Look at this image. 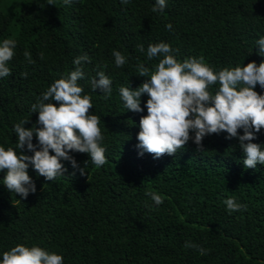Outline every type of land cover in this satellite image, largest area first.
I'll return each instance as SVG.
<instances>
[{
	"label": "trees",
	"instance_id": "obj_1",
	"mask_svg": "<svg viewBox=\"0 0 264 264\" xmlns=\"http://www.w3.org/2000/svg\"><path fill=\"white\" fill-rule=\"evenodd\" d=\"M155 3L0 0V42L16 41L11 75L0 78V146L19 151L13 126L29 120L25 128L39 127L32 104L75 69L76 57L88 55L91 62L81 63L78 84L91 97L89 113L100 117L107 159L98 168L88 154L70 152L78 166L62 160L66 171L53 181L30 165L36 191L26 199L8 190L6 170L0 171V259L24 244L62 255L63 264H264V165L246 168L238 139H227L226 132L206 136L201 150L189 140L173 155H140L137 134L148 96L142 95L144 111L137 113L127 111L119 94L122 85L136 89L144 82L137 63H158L147 59L149 44H170L180 62L203 56L214 69L259 65L264 0H166L163 12H153ZM113 50L128 58L124 66L115 65ZM98 71L112 80L107 100L92 89ZM254 90L264 94L259 85ZM255 136L252 142L264 149V128ZM24 153L33 154L26 148ZM151 191L163 197L161 205L146 195ZM230 197L246 210L229 213L223 201ZM186 243L208 252L201 255Z\"/></svg>",
	"mask_w": 264,
	"mask_h": 264
},
{
	"label": "clouds",
	"instance_id": "obj_2",
	"mask_svg": "<svg viewBox=\"0 0 264 264\" xmlns=\"http://www.w3.org/2000/svg\"><path fill=\"white\" fill-rule=\"evenodd\" d=\"M72 2L64 0L65 5ZM121 3L126 5L129 0H121ZM166 6V0H156L152 11L163 12ZM172 27L170 23L166 25L168 30ZM256 45L259 46L258 55L264 57V36L256 41ZM15 48L14 39L0 42V78L11 75L8 62L13 59ZM137 49L141 53L145 51L142 44L137 45ZM176 52L178 50L168 43L149 44L147 59L158 58V63L151 68L137 63L138 76L144 77V82L136 89L123 85L119 88L127 111L140 113L147 109V115L141 116L139 121V154L147 152L154 158L173 155L183 149L189 140L197 145V150H201L206 136L226 132L227 139H238L246 168H255L258 163L264 165L262 145L252 142L256 139L255 133L264 128V94L254 90L257 85L264 89V61L259 65L252 61L246 65L243 62V65L235 67L214 69L203 56L185 58L180 62ZM23 55L28 64L35 63L28 50ZM112 55L117 67L128 62V58L118 50H113ZM40 58L44 59L43 53H40ZM83 61L91 62L88 55L76 57L73 61L75 69L61 74L41 94L38 102L32 104L31 112L38 113L36 124L39 127L25 128L29 120H22L13 126L19 151L11 147L5 150L0 146V171L6 170L3 184L22 198L26 199L36 191L35 183L28 174L30 165L39 176L53 181L66 171L62 160L69 161L73 168L78 166L70 152L88 154L98 168L107 162L106 149L101 147L104 136L99 127L100 117L89 113L93 108L91 97L82 95L84 89L78 84L84 78L80 67ZM22 76L26 77L27 73H22ZM91 85L93 91L100 90L102 99L111 97L112 80L104 71L96 73ZM213 86H217L215 91L210 90ZM144 94L148 99L142 108L141 97ZM240 129L243 135L238 133ZM34 136L37 144L33 143ZM25 148L33 154L26 155ZM146 195L157 206L164 202L155 191ZM223 203L229 213L246 210L247 207L238 203L235 197ZM185 247L197 248L201 255L208 252L191 243H186ZM63 260L62 255L39 246L17 244L3 252L0 264H63Z\"/></svg>",
	"mask_w": 264,
	"mask_h": 264
}]
</instances>
